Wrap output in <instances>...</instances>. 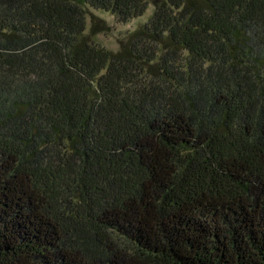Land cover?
<instances>
[{"label":"trees","instance_id":"16d2710c","mask_svg":"<svg viewBox=\"0 0 264 264\" xmlns=\"http://www.w3.org/2000/svg\"><path fill=\"white\" fill-rule=\"evenodd\" d=\"M0 264H264V0H0Z\"/></svg>","mask_w":264,"mask_h":264},{"label":"rangeland","instance_id":"374dc122","mask_svg":"<svg viewBox=\"0 0 264 264\" xmlns=\"http://www.w3.org/2000/svg\"><path fill=\"white\" fill-rule=\"evenodd\" d=\"M154 11V4L151 3L149 4L147 11L142 16L133 19L128 23H120L109 13L89 9L85 35L91 37L95 43L105 47L107 50L111 52H118L127 38L149 21ZM92 17H96V21L101 24L104 23L103 25L106 27L105 31H102L93 37L90 32V28L93 23Z\"/></svg>","mask_w":264,"mask_h":264}]
</instances>
